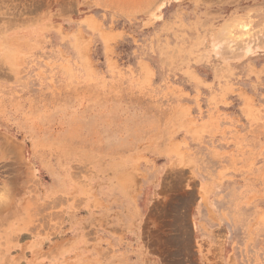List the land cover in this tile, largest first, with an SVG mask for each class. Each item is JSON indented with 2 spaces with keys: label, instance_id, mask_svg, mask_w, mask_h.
Returning a JSON list of instances; mask_svg holds the SVG:
<instances>
[{
  "label": "rangeland",
  "instance_id": "rangeland-1",
  "mask_svg": "<svg viewBox=\"0 0 264 264\" xmlns=\"http://www.w3.org/2000/svg\"><path fill=\"white\" fill-rule=\"evenodd\" d=\"M0 264H264V0H0Z\"/></svg>",
  "mask_w": 264,
  "mask_h": 264
}]
</instances>
